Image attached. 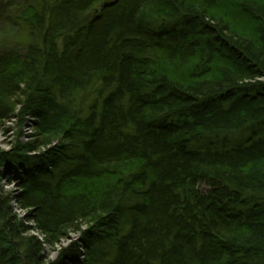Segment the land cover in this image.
<instances>
[{"label":"trees","instance_id":"obj_1","mask_svg":"<svg viewBox=\"0 0 264 264\" xmlns=\"http://www.w3.org/2000/svg\"><path fill=\"white\" fill-rule=\"evenodd\" d=\"M15 118L0 264H264V0H0Z\"/></svg>","mask_w":264,"mask_h":264},{"label":"rangeland","instance_id":"obj_2","mask_svg":"<svg viewBox=\"0 0 264 264\" xmlns=\"http://www.w3.org/2000/svg\"><path fill=\"white\" fill-rule=\"evenodd\" d=\"M23 41V40H22ZM25 41V40H24ZM24 42H21L20 44H23ZM31 122H26L22 128H20L19 126V119L15 118L12 119L8 124L7 127L8 128V132H3L0 134V149L1 150H5L8 151L10 150V148L13 146V144L16 142V138L18 133L20 132V130L22 129L23 132V142H27L28 141V136L32 133V129H31ZM240 133H234L231 134V136H229V141L227 143V148L226 149H231L237 145H239L241 142H243L245 140V138H247L249 135H251L252 130H245V132H241ZM230 135V134H229ZM198 145V143H192L190 144V148H192V146H196ZM201 190L206 193V191H208V189L205 186H201L200 187ZM6 190L9 193L15 194L18 192V186L16 185H11V186H6ZM19 217L21 219H23L25 221V223L28 226H32V223H28L27 222V218H28V214L27 212H18ZM80 240V235L77 234H71L67 239L63 240V242L61 243V245L56 246L55 250H47L45 255L48 256V258L50 260H55L57 258V252L62 249L63 247H68L71 244H73L74 242H78Z\"/></svg>","mask_w":264,"mask_h":264},{"label":"bare ground","instance_id":"obj_3","mask_svg":"<svg viewBox=\"0 0 264 264\" xmlns=\"http://www.w3.org/2000/svg\"><path fill=\"white\" fill-rule=\"evenodd\" d=\"M32 120L31 119H29V122H31ZM28 122V123H29ZM32 123V122H31ZM31 126H32V124H31ZM234 133H239V132H233V133H231V134H234ZM231 134H230V136H231ZM205 186H206V188L208 189V186L205 184ZM207 192V191H206Z\"/></svg>","mask_w":264,"mask_h":264}]
</instances>
